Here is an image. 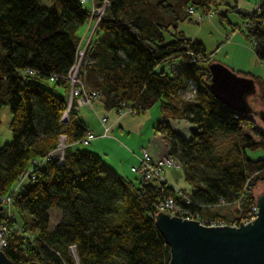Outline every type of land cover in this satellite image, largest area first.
Here are the masks:
<instances>
[{
	"label": "trees",
	"instance_id": "trees-1",
	"mask_svg": "<svg viewBox=\"0 0 264 264\" xmlns=\"http://www.w3.org/2000/svg\"><path fill=\"white\" fill-rule=\"evenodd\" d=\"M220 4L108 0L81 71L87 89L102 91L99 102L107 111L129 107L143 115L160 103L165 118L155 129L167 138L168 153L179 159L193 186L180 189L193 200L182 205L229 222L245 217L256 203L255 188L264 183V156L248 155V150H264V124L255 116L257 109L239 112L215 96L205 43L180 30L182 21H193L189 8L204 15L217 11L227 19L237 6L221 12ZM238 12L245 29L236 24L233 31L240 29L256 42L253 50L264 62V0L254 10ZM98 15L82 0H0V112L8 106L13 117V140L0 143V195L13 192L20 176L32 171L14 192V217L7 221L22 229L9 233L3 249L16 264H170L171 251L155 221L162 189L177 198L178 192L105 166L102 156L79 143L89 130L77 122L75 107L65 123L68 95L45 83L52 79L70 87L64 77L77 61L79 30ZM177 60L178 74L160 67ZM249 75L258 84L255 96L264 99V80ZM189 84L195 96L184 101L181 93ZM176 119L187 122L189 137L175 128ZM61 135L67 136L63 163L49 156ZM52 208L63 215L51 228ZM74 245L77 257L71 253Z\"/></svg>",
	"mask_w": 264,
	"mask_h": 264
},
{
	"label": "rangeland",
	"instance_id": "rangeland-1",
	"mask_svg": "<svg viewBox=\"0 0 264 264\" xmlns=\"http://www.w3.org/2000/svg\"><path fill=\"white\" fill-rule=\"evenodd\" d=\"M260 1L261 0H221V4L218 6V9L221 12H224L226 8L237 5L234 11L228 12L227 19L226 17H221L217 11V13H215L213 17H207L206 15L202 14L201 11L197 10L196 13L192 15V19H194L192 22L189 20L181 22L180 30H183L187 37L191 39H198L205 43L206 54L209 55L211 63L217 61L221 64H224L225 66L230 67L236 74L245 76L253 74L257 77H261L264 80V62L257 58L256 53L253 50L254 42L246 38L244 32L240 31V29H236L235 31H233V26H236V24H240V26H242L243 28L245 27L238 9H247L250 11L254 10ZM203 15L206 17H204ZM199 17L201 18V20L197 21L196 19ZM89 23L92 29L95 28L94 26L96 21L93 18ZM86 25L87 24L80 28V35L86 32ZM93 33L94 29L92 30V34ZM87 59L89 60V58ZM179 62L180 60L174 61L172 64L169 62H164L161 65V69H165L170 74H178L181 69ZM45 83L49 87L55 89L56 92H62L59 85H57L54 80L50 79L48 81H45ZM194 96L195 87L193 86V84H189L188 89L185 90V92L181 93V98H183L184 101L192 100L194 99ZM250 102L255 109L260 111L259 113L255 114V116H257L260 124H264V115L261 113V110H264V99L260 98L259 95L252 96L250 98ZM149 113H152L151 116L153 117V119L151 116L148 117V119L146 120V126L143 131H134L133 133L129 134L126 130L120 131V128L115 127L113 132L111 133L113 134V138L111 140H113L114 143L117 144V146H113L108 149L107 154L109 156V161L112 162V164H114L115 166L119 165L122 161L123 164H125V166L128 168L125 175L131 176V178H135L136 173L130 171V168L132 166L130 155L138 157V153H141L142 146L150 145L147 134H149V132L153 133L152 129L150 128L151 123L156 121L158 115L162 114V110L160 108V103H157L143 115L130 114V117L142 118L144 115H149ZM12 118L13 117L10 107L3 106V109L0 112V143L2 144L11 142L13 140L12 131L11 128H9ZM66 120L68 121V119ZM67 121L65 123H67ZM186 125L187 122H185L184 120H180L179 122H176L175 128L183 131L185 137L187 138L191 135V131L189 130V128L188 130H186V127H184ZM91 143H94V141H92ZM152 144L160 148L159 142L155 141ZM81 146L91 150V144H82ZM248 155L252 159L262 157L264 156V150H248ZM105 159V161L107 162V157H105ZM177 171L179 172L181 177H183V180H185V175L183 174L182 168L178 167ZM184 185L185 187H187L185 189L188 191L193 189V186L190 184ZM263 191L264 183H260L254 190L256 198ZM50 212V227L52 228L58 221H60L63 212H61V210L58 208H52Z\"/></svg>",
	"mask_w": 264,
	"mask_h": 264
},
{
	"label": "water",
	"instance_id": "water-1",
	"mask_svg": "<svg viewBox=\"0 0 264 264\" xmlns=\"http://www.w3.org/2000/svg\"><path fill=\"white\" fill-rule=\"evenodd\" d=\"M209 65L215 96L236 111L251 113L250 98L258 92L256 80L217 61ZM257 202L258 218L240 226H208L196 219L159 212L155 224L171 251L170 264H264V191ZM0 264L16 263L0 250ZM21 264L40 263L32 260Z\"/></svg>",
	"mask_w": 264,
	"mask_h": 264
},
{
	"label": "built area",
	"instance_id": "built-area-1",
	"mask_svg": "<svg viewBox=\"0 0 264 264\" xmlns=\"http://www.w3.org/2000/svg\"><path fill=\"white\" fill-rule=\"evenodd\" d=\"M82 2H90L91 6H93V11L98 10L99 17L97 20L101 18V15L105 11L106 3H108V0L105 2V6L98 7L95 5L96 0H82ZM197 10L192 7L188 9V12L191 14L195 13ZM216 12L213 11L209 15H206L207 17H213ZM204 16V15H203ZM204 16V17H206ZM256 42H254V45ZM78 56L76 64L73 66V68L70 70V73L67 74L64 79H67L70 83V96L68 99V110L64 114V120H66L68 117V111L71 107H76L74 100L77 98L78 100V107L84 106V105H92L94 101L99 100L101 97L102 91L97 90H90L87 89L86 82L84 81L82 77V65H83V59L86 55V50L82 47L78 48ZM197 57V56H196ZM119 112H126L129 114H137V111L134 108H121L118 110ZM102 124L104 125V131L102 133L103 136H112V128L113 123H110L108 116H103L101 118ZM99 137L94 132L90 131L86 134L85 137L81 138L79 143L83 145H87L91 142V140ZM67 149V136L61 135L60 142L57 146V148L49 153L50 157L58 158L60 163H63L65 158V152ZM182 168V163L177 159L176 157L170 155L169 153L165 156H163L161 159L154 160L152 154L150 153L149 149L147 147L142 148L141 153L139 155V163L136 164L132 171L136 173L137 175L141 176L142 179L145 181H150L155 183L156 185H160L163 187V185H170L173 187L179 195V198L176 196L169 195L167 196L165 194L164 188L162 198L158 201L157 207L158 212H164L169 215H174L178 217H183L185 219L191 220L196 219L199 220L201 223L208 225V226H224V225H231V226H240V224L245 223H252L254 222L258 216H259V204L257 202V198L255 200V204L245 213V217H243L241 220H234V221H221L216 219H209L205 216H201L199 212H195L192 210L187 209L182 205H190L193 203V200L191 197L186 195L184 192H182L180 189H176L174 185H172L169 181L166 180V174L168 168ZM32 173V171L28 170L26 173L20 176L19 183L17 184L16 188L13 190V192H10L7 195H0V206L3 207V209L0 211V213L4 214V217H2L0 221V250H3L5 246L8 243V235L13 230H17L20 232L21 226L14 224L15 226L8 225V219H12L14 217L13 214V206H14V192L18 191L21 187V184L28 178V176ZM164 185V186H165ZM223 202V199H221ZM71 253L77 257L76 254V246H71Z\"/></svg>",
	"mask_w": 264,
	"mask_h": 264
},
{
	"label": "crops",
	"instance_id": "crops-1",
	"mask_svg": "<svg viewBox=\"0 0 264 264\" xmlns=\"http://www.w3.org/2000/svg\"><path fill=\"white\" fill-rule=\"evenodd\" d=\"M195 13H193V14H195ZM196 20L200 21L201 18L199 17ZM85 28H86V32L81 34V37H82L81 38L82 39L81 47L82 48H86L87 43L91 39L90 37L92 36V30H93L92 27L90 26V23H87ZM160 67H161V65H160ZM57 85H59L60 90H62V92H61L62 94H66V95H68V97L70 96V87L66 88V86L61 85V84H57ZM77 102H78V100L76 98L74 100L76 107H78ZM76 107H75V109L78 112L77 113L78 114L77 122H83V124H85L88 127L89 132L92 131L96 135L99 136V137L91 140V142L94 141V143L90 142L87 145L91 144V150L97 152L100 156L103 157V164L105 166L110 168L113 172H115L119 176H123V177L127 176V175H125V173H127L126 171L128 168L125 166V164H123L122 161L120 162L121 165L119 164L116 166L114 164H112V162L109 161V156L107 154V151L110 147L117 146V144H115L114 141L111 140L113 138V134H112V136H103L102 135V133L104 131V125L102 124L101 118L103 116H108L110 123H113L112 132H113L115 127H118V128H120V131L126 130L129 134H131L134 131H136V132L143 131L145 126H146V120L148 119L149 116H151L152 113H149V115H144L142 118H134V117H130L132 114L130 115L129 113H126V112H119L116 109H113L111 111H107L102 106L101 102H99V100L94 101L92 105L89 104V105L79 106L78 109ZM134 115H139V114H134ZM164 118H165L164 114L162 113L161 115H158L156 121L151 123L150 128L152 129L153 133L149 132V134H147L148 139H149L148 141H149L150 145L149 146H142V148L147 147L149 149V151L152 154L153 159L155 161L158 159H161L163 156L168 154L169 142H168L167 138H165V136L161 132H157L155 129V126H156L158 120H162ZM152 119H153V117H152ZM172 121L175 125L176 122H179L180 120L176 119V120H172ZM155 141L160 143V148L157 146H154L152 144ZM102 153H104V154H102ZM139 155H140V152L138 153V157H134V156L130 155V161H131V165H132L130 168L131 172H133L132 168L136 164L139 163ZM105 157H107V162L105 161L106 160ZM177 170H178V168H168L167 171L165 172L166 180L169 181L172 185H174L176 189H182V188L185 189L187 187H185L184 184H188V183H187L185 178H184L185 180H183V177H181V175L179 174V172ZM182 170H183V167H182ZM183 174H184V172H183ZM129 177H131V176H129Z\"/></svg>",
	"mask_w": 264,
	"mask_h": 264
}]
</instances>
